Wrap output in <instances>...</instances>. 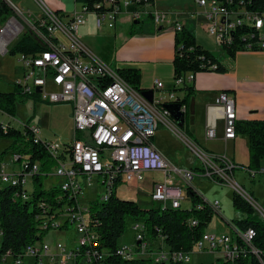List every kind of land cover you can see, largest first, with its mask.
Here are the masks:
<instances>
[{
  "label": "built area",
  "instance_id": "2783aa9c",
  "mask_svg": "<svg viewBox=\"0 0 264 264\" xmlns=\"http://www.w3.org/2000/svg\"><path fill=\"white\" fill-rule=\"evenodd\" d=\"M34 1L40 13L25 18L28 30L14 18L0 29V54L7 52V48L26 33L33 34L48 48L36 55L19 54L20 74L15 86L22 94H38L42 102L70 104L72 107L74 140L69 144L43 141L36 126L31 125V131L36 143L44 142L56 160L58 166L53 176L60 178L58 186L67 197L62 209L53 215H44L42 228L48 233L50 230H67L71 225L77 229L80 239L73 247L62 243L52 247L45 242L30 244L15 256L12 250L2 251L0 233V264H23L27 258L34 259L37 264L44 261L49 264H117L112 258L114 254L129 262L150 259L155 264H190L195 251L219 254L224 264H264L253 246L255 231L250 228L240 232L232 223L230 234L205 232L190 252L172 250L161 235L151 240L145 224L138 222L132 228L134 244L119 245L114 254L101 248L99 237L90 224L91 206H83L80 201L86 187L100 184L104 193L99 200L107 202L116 185L117 188L123 184L135 188L146 181L147 174L157 173L161 180L153 182L151 191V200L158 204L155 208L182 209L185 200L183 185H191L198 171L172 166L154 147L153 138L159 126L172 127L171 113L163 104L150 105L119 76L117 69L92 54L78 38V29L85 24L88 13L86 7L80 5V13L64 19L41 0ZM150 5H153L152 0H103L98 5L103 12L95 13L97 25L114 28L119 15L127 10H130V19L134 23H141L148 17L156 26L168 22L165 14L143 8ZM196 5L205 20L204 30L215 38L221 49L232 48L236 53L264 52V13L250 12L244 2L238 4L234 0H196ZM174 30L180 33L184 28L176 23ZM202 67L214 71L217 65L206 62ZM106 79L110 82L103 86ZM194 81V73L182 75L175 78V88L192 86ZM155 84L157 88H163L161 81ZM169 97L170 100L176 99L174 92ZM210 110L224 121L225 140L236 139L239 114L234 96L220 92ZM181 112L186 114V105H181ZM3 129L6 132L7 125ZM207 137L210 140L217 138L214 125L208 128ZM189 149L200 160L203 177L230 186L264 220V208L235 176L239 171L252 182L256 181L264 176V161L259 169L253 170L242 168L226 154L211 155L191 144ZM25 164L27 169L26 161ZM37 172V165L20 175L7 173L4 166H0V190L19 185L28 189V183ZM209 204L214 213L222 215L219 201ZM41 207L45 213L50 210L44 203ZM188 224L196 226L197 221L190 219Z\"/></svg>",
  "mask_w": 264,
  "mask_h": 264
},
{
  "label": "trees",
  "instance_id": "16d2710c",
  "mask_svg": "<svg viewBox=\"0 0 264 264\" xmlns=\"http://www.w3.org/2000/svg\"><path fill=\"white\" fill-rule=\"evenodd\" d=\"M75 1L79 5H84L88 13L103 12V9L98 8V5L103 0ZM234 1L238 4L244 2L246 9L250 12L264 13V0ZM13 15L15 13L9 3L5 0H0V27H3ZM175 46L176 52L173 62L175 78L188 73L197 74L207 71L202 67L203 63L206 62L217 65L214 71L219 73L226 71L216 55L204 50L197 44L195 36L190 31L183 30L180 33H176ZM47 49V46L42 45L33 34L26 33L10 48L8 54L11 56L18 54L36 55ZM225 51L231 58L236 55V51L232 48ZM201 57H204V60ZM117 72L137 93L142 95L145 92L142 88V73L140 70L124 68L117 69ZM103 82V86H105L109 84L110 80L106 79ZM174 91L186 92V96L178 104H184L187 107L191 96L195 93V88L187 85ZM29 100L36 103L41 102L38 94H22L16 86L13 92H0V112L10 117H15L18 103H24ZM163 107L165 108L166 106L163 105ZM185 120H187V112ZM31 121L32 119L28 120L23 129H16L7 124L6 132L3 129L4 124H0V139L12 140L10 149L13 155L18 158L15 162H27V169L23 165V174L30 172L35 165L38 166V172L32 178L33 189L31 191L22 188L20 185L8 186L0 190L2 251L12 250L15 256L21 254L27 245L43 241L46 232L42 228L44 215H53L55 211L62 209L67 202L66 195L62 193L58 185L50 188L45 186V181L53 174L58 164L48 152L44 142L36 143L35 136L31 131ZM185 128L188 137L196 143V139L189 132L187 123ZM236 134L245 135L249 140V166H240L253 170L259 169L264 161V120L238 121ZM5 152H8V150ZM195 171L203 170L198 167L195 168ZM218 183L221 184L220 182ZM117 186L113 189L109 201L96 200L91 204L89 216L92 229L99 237L101 248L112 254L116 253L120 245L119 241L126 231V218L129 216L136 219L138 217L145 218L144 224L147 235L151 240H155L161 235L164 237L167 246L172 250L186 252L193 250L196 242L206 232L207 227L212 222L214 212L210 204L193 187L187 189L192 205L189 209L154 207L150 210H143L133 201L119 199L116 195ZM42 203L49 207L50 210L47 213L41 207ZM198 206H202V208L198 209ZM233 207L241 214V218L236 221L235 226L240 232H245L250 228L255 231L253 246L259 251L264 262V220L255 213L248 202L236 193L233 195ZM190 219H195L197 225L190 227L188 224ZM112 258L117 264H155L150 259L133 262L124 261L116 257L115 254ZM108 262L110 263V261Z\"/></svg>",
  "mask_w": 264,
  "mask_h": 264
},
{
  "label": "crops",
  "instance_id": "0c3cea01",
  "mask_svg": "<svg viewBox=\"0 0 264 264\" xmlns=\"http://www.w3.org/2000/svg\"><path fill=\"white\" fill-rule=\"evenodd\" d=\"M41 1L50 10L58 13L64 19L72 17L75 14L81 12L80 9L79 11L77 10L74 12V14L71 15L72 7L75 0H41ZM121 1H126V0H121ZM152 1H153V5L144 6L143 8L148 12L157 11L165 14L167 16L168 22H166L163 26H156L150 17L145 18L146 21L152 23V26L144 28V26L142 25L143 26L141 28L142 34L138 35L139 37H134L135 28L132 25V23L134 22L131 21L130 19V10H127L119 15L116 26L114 28H109L106 25L99 27L97 25L96 15L93 13H87L85 15V24L80 26L77 32V36L81 40L83 45L92 54L100 58L106 65L115 69L134 68L140 70L142 73V88L145 91H149L153 93L152 103H150L146 99L145 100L150 105L159 106L161 104L164 105L171 103L172 101L173 102L177 101L176 103H179L186 96V92L184 91H178V92L174 91L176 89L174 68H173V62L176 52L175 51L176 33L174 32L175 24L179 23L180 25H182L184 30L190 31L195 36L197 44L200 45L204 50L209 51L214 55H216L222 66L225 67L226 71L223 73H219L217 71H205L195 74V81L192 84V86L195 88V93L194 95L191 96L189 100V104L186 107L187 120H185L184 128H180L178 126L177 121L175 120V118H173L172 115L170 118L172 127L170 129L166 127L165 128L171 131L172 133H174L180 140H182L186 144L188 148L190 144L196 145L198 148H201L208 153H213L218 155L226 154L236 164L248 166L249 165L248 137H246L245 135H237L236 139L226 141L224 121L219 117H217L215 113L213 114L210 108L215 105L216 99L220 92H227L232 94L236 100V107L239 114V121L264 120V52L238 51L235 57L231 58L226 53V51H224L218 46L215 38L210 36L204 30L203 24L205 23V20L204 17L200 14V10L196 5V0H152ZM7 2L12 3L11 1H7ZM18 3L19 6H22L23 1L18 0ZM75 5H76V1H75ZM10 6L13 9L16 8L22 14L21 17L24 18H26L27 15L29 16V14L38 16L40 13V9L38 5H36L37 6L36 11L28 10L27 12H21L22 10L20 9L21 10L20 11L17 8V6H15L13 3ZM138 24L141 23L138 22L134 23V25H138ZM6 74L8 75V69H6L2 63H0V77H5L4 75ZM12 75L10 76L14 78L13 80H11L12 81L11 83L13 84V90L11 92L14 91L15 81L18 77L17 73H15V69L13 70ZM156 81H161L163 83L162 89L156 87L155 84ZM172 92L175 93V97H176L175 100H170L169 95ZM4 93H10V92H4ZM33 103H34V109L37 110L38 103L34 101ZM62 105H67V104H62ZM70 108H71L70 110L67 108L68 111L67 114L70 115V121H71L72 107L70 106ZM31 119L32 121L30 125L38 127V125H36L37 119L35 118V115H33ZM219 122H221V132L218 135ZM186 123L189 132L196 139L197 141L196 143L192 139H190L186 134L185 132ZM212 125L215 126L217 133V138L214 140H210L207 137V130ZM158 131L160 133H163L162 130H160L159 128L157 132ZM70 142L62 143L61 145L69 144ZM153 144L154 147L170 163V157L168 155V151L163 146H161L159 143L156 142L155 137L153 138ZM242 147L244 150V157L241 156L240 154ZM244 158L248 159V161H246L248 165L244 164L245 163ZM171 165L175 166L173 164ZM0 166H2V164ZM186 169L195 170V168H186ZM4 170L10 174H16L12 170L8 171L5 168V165H4ZM200 172L201 171L197 172V175L194 178L193 182L197 177L203 178V176L198 175V173ZM159 177H157L158 179H154V180L149 179L148 182L146 180L143 184L135 188H131V187L128 188L138 190L140 188L143 187L147 188V186H149L151 193L153 188V182L155 180H161V176ZM261 177L264 176H260L259 178ZM240 178L242 183L245 185V183L248 180V178H246V175H243ZM59 182H57V184L55 185H59L58 184ZM255 182L256 181H254L253 183L255 184ZM97 186L100 189L101 185L97 184ZM199 194L201 195V193ZM252 194L253 196H255L253 188H252ZM201 196L203 197V195ZM203 198L205 199V197ZM215 201H219V200H215ZM189 208H191V205L187 207L183 206V209H189ZM206 232L212 233L207 230ZM222 234H227V233H222ZM57 243L60 242H56L55 244ZM27 259H32V258H27ZM32 260H33V264H37V262L34 259ZM43 263L47 264V261L38 264H43Z\"/></svg>",
  "mask_w": 264,
  "mask_h": 264
},
{
  "label": "rangeland",
  "instance_id": "374dc122",
  "mask_svg": "<svg viewBox=\"0 0 264 264\" xmlns=\"http://www.w3.org/2000/svg\"><path fill=\"white\" fill-rule=\"evenodd\" d=\"M11 1L21 12H27L28 10L36 11L37 4L34 0H22V6H19L18 0H6ZM12 3L9 2L11 5ZM81 7L75 1L72 7V14L75 11H79ZM15 15L11 16L9 20L16 19L19 23H21L26 30L29 29V25L24 21L25 18L21 17L22 14L16 9ZM28 17V15H27ZM34 19V18H33ZM132 25L135 28L134 37H139L138 35L142 34V27L147 28L152 26V23L146 21L145 19L142 20L141 24ZM143 25V26H142ZM2 27H0L1 29ZM20 39H16L10 47H8V51L14 44ZM8 51L5 53L0 54V63H2L6 69H8V75H4L5 77H0V91L2 92H11L13 90V84L11 83L13 80L14 75L13 70L15 69V73L17 75L20 74V63L19 58L20 55L11 56L8 54ZM17 68V71H16ZM12 75V76H10ZM70 104L62 105V104H50L47 102H40L37 105V110L34 109V103L32 100L26 101L24 103H18L17 110L15 117H8L6 114H2L0 112V124H8L11 127L16 129H23V125L35 115L36 125L40 128L41 132V139L44 141H53L57 143H67L74 140V128H73V119L70 121V115L67 114V108L70 110ZM219 131L218 135L221 132V122L218 123ZM159 129L162 130L163 133L157 132L155 136V140L161 146H163L167 151L170 157V163L175 165L177 168L186 169V168H196L200 167L201 162L200 160L191 152V150L186 146V144L180 140L174 133L166 129L163 125L159 126ZM217 142V141H214ZM12 144V140L10 139H0V162L2 166L5 165V168L10 171L12 170L14 173L20 175L23 169V165L25 162L18 163L16 161V157L13 155L10 146ZM8 150V152H5ZM241 156L244 157V150L243 147L241 148L240 152ZM107 158V156H105ZM245 163L248 159L244 158ZM0 164V165H1ZM248 165V164H247ZM249 166V165H248ZM246 166V167H248ZM54 173V172H53ZM199 176H202V173H198ZM245 175V173H241L239 171L236 172L235 176L237 181L241 182V176ZM161 176L160 174L149 173L146 175L147 182L149 179H158L157 177ZM248 178L247 182L245 183V188L252 193V188L254 191V198L257 199L258 203L264 208V177H261L256 180L255 184ZM160 178V177H159ZM60 181V178L53 176V174L45 181L46 188L53 187L57 182ZM97 180L95 179L94 182ZM189 187H193L195 191L201 193L203 197H205L206 201L211 203L215 200H219L220 207H221V214L214 213L212 222L207 227V231L222 234L228 233L232 231L231 223L235 226L236 221L241 218V214L237 212L233 207V195L234 191L227 185H221L213 180L203 177H197L193 184L185 183L183 185L184 197L185 200L183 201V206L187 207L191 205V199L189 194L187 193V189ZM28 189L31 191L33 189V184L30 182L28 183ZM197 189V190H196ZM103 189L98 188L97 183L92 188H85L84 198L80 199L83 206L89 207L91 204L99 200L103 195ZM116 195L119 199L125 201H133L138 204L143 210H150L154 207H158V204H155L151 200V193L149 186L140 188L138 190L128 188L127 185H121L117 191ZM200 195V194H199ZM192 206V205H191ZM144 224L145 218L138 217L137 219L134 217H127L126 218V231L121 237L119 243L120 245L127 244L132 245L134 244V233H133V226L136 223ZM229 224V225H228ZM230 227V229H229ZM236 227V226H235ZM237 228V227H236ZM80 239V234L78 233L77 229L74 226H69L66 230H58V231H48L45 233L43 242L49 244L51 247L56 242H60L64 245H68V247H73L76 242ZM155 247L158 246L155 244ZM221 256L219 254H212L208 252H199L195 251L191 255L192 262L190 264H224L223 261L220 259ZM24 264H33L32 259L25 260ZM46 264V263H43ZM49 264V262L47 263Z\"/></svg>",
  "mask_w": 264,
  "mask_h": 264
},
{
  "label": "water",
  "instance_id": "95a60500",
  "mask_svg": "<svg viewBox=\"0 0 264 264\" xmlns=\"http://www.w3.org/2000/svg\"><path fill=\"white\" fill-rule=\"evenodd\" d=\"M135 23H137V22H135ZM38 93H39V91H38ZM152 95H153V93L149 92V91H145L142 93V96L146 100H148L150 103L153 102ZM164 106H166L165 109H167L171 113L173 118H175V120L178 123V126L180 128H184L185 114H183L181 112V105H179L178 103L172 102V103L164 104Z\"/></svg>",
  "mask_w": 264,
  "mask_h": 264
},
{
  "label": "bare ground",
  "instance_id": "6f19581e",
  "mask_svg": "<svg viewBox=\"0 0 264 264\" xmlns=\"http://www.w3.org/2000/svg\"><path fill=\"white\" fill-rule=\"evenodd\" d=\"M160 106V105H159ZM187 111V110H186ZM125 263V262H124ZM126 264V263H125Z\"/></svg>",
  "mask_w": 264,
  "mask_h": 264
}]
</instances>
